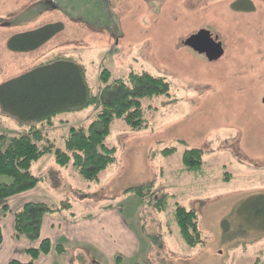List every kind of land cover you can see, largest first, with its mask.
Returning a JSON list of instances; mask_svg holds the SVG:
<instances>
[{"label": "rangeland", "instance_id": "rangeland-1", "mask_svg": "<svg viewBox=\"0 0 264 264\" xmlns=\"http://www.w3.org/2000/svg\"><path fill=\"white\" fill-rule=\"evenodd\" d=\"M54 22L62 30L39 48L7 46L13 34ZM199 31L221 43L220 58L209 61L184 44ZM57 57L83 66L94 93L102 69L111 78L145 71L170 86L167 95L140 99L147 128L112 121L106 143L116 161L97 182L53 154L33 162L40 193L68 201L75 215L118 206L140 237V253L150 247L142 264H264V220L257 215L264 204L254 205L264 196V0H0V84ZM95 114L88 106L37 126L62 148L69 127L86 126ZM27 126L0 109V135ZM189 148L201 150L199 168L183 164ZM137 187L152 201L166 195L167 208L145 205L129 191ZM176 204L196 211L202 244L181 238Z\"/></svg>", "mask_w": 264, "mask_h": 264}, {"label": "trees", "instance_id": "trees-1", "mask_svg": "<svg viewBox=\"0 0 264 264\" xmlns=\"http://www.w3.org/2000/svg\"><path fill=\"white\" fill-rule=\"evenodd\" d=\"M62 28L61 22H54L18 32L9 37L7 46L19 52L33 51ZM100 80L102 86L99 92L94 93L86 82L83 66L72 58L57 57L0 84V109L28 125L27 129L15 135H0V178L7 176L11 179L10 182L0 180L1 201L35 188L40 177L32 174L31 164L47 154H53L59 165L71 163L86 181L97 182L100 172L116 161L115 147L106 143L112 121L120 118L132 131L147 128L140 99L167 95L170 86L163 77L145 71L130 72L124 78H111L109 71L102 69ZM88 106L96 109L94 119L86 126H70L62 148L49 141L43 128L37 126L50 125L58 113ZM173 150L174 147L165 148L163 153L169 154ZM201 157L200 149L189 148L183 152L182 161L188 170H193L202 165ZM143 188H130L129 191L156 212L167 208L166 195L152 201L149 195L143 193ZM261 201L264 204V196H260L254 205H259ZM60 208L70 206L67 202H61L59 206L42 201L24 202L13 212V237L39 238L43 217ZM8 210L6 204L2 205L0 216ZM257 215L264 220V205L257 210ZM174 220L188 246L195 247L204 242L194 209L187 210L176 204ZM50 249L48 239H42L37 247L26 248V261L14 259L7 264H33L39 255L48 253ZM54 250L64 252L58 244Z\"/></svg>", "mask_w": 264, "mask_h": 264}, {"label": "crops", "instance_id": "crops-1", "mask_svg": "<svg viewBox=\"0 0 264 264\" xmlns=\"http://www.w3.org/2000/svg\"><path fill=\"white\" fill-rule=\"evenodd\" d=\"M39 188L37 184L32 190L0 200V208L4 204L9 208L0 216V264H7L14 259L26 261V248L37 247L42 239H48L51 249L48 253L39 255L33 264H142L148 257L150 247L144 248L140 253L139 235L118 206L112 205L93 214L75 215L70 212L71 204L66 201L70 208H60L43 217L39 238H14L13 212L24 202L42 201L54 206L63 202L44 196ZM57 244L64 248V252L57 253L54 250ZM149 263L153 264L151 260Z\"/></svg>", "mask_w": 264, "mask_h": 264}, {"label": "water", "instance_id": "water-1", "mask_svg": "<svg viewBox=\"0 0 264 264\" xmlns=\"http://www.w3.org/2000/svg\"><path fill=\"white\" fill-rule=\"evenodd\" d=\"M184 44L193 51L204 54L209 61L217 60L224 52L221 43L217 41L216 37H212L208 31H199L190 35L185 39Z\"/></svg>", "mask_w": 264, "mask_h": 264}]
</instances>
